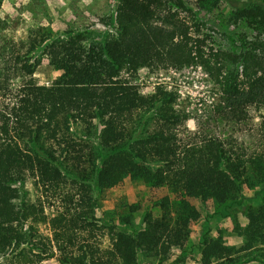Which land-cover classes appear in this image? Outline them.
Listing matches in <instances>:
<instances>
[{
  "label": "trees",
  "instance_id": "16d2710c",
  "mask_svg": "<svg viewBox=\"0 0 264 264\" xmlns=\"http://www.w3.org/2000/svg\"><path fill=\"white\" fill-rule=\"evenodd\" d=\"M227 1L229 20L253 32L238 38L239 51L209 46L211 20L189 0H116L113 29L104 35L89 28L38 30L26 51L12 52L8 66L19 83L0 79V264H40L55 255L51 242L37 236L47 218L42 197L63 194L66 186L81 194L86 208L79 217L88 221L99 195L127 177L166 187L183 201L213 200L228 209L246 203L243 185L264 184V115L261 148L247 156L224 140L190 132L191 116L174 92L144 93L138 82L142 69L201 65L220 87L219 115L243 119L248 107L264 106V0ZM42 42L49 65L61 72L48 85L33 79L41 60L30 53ZM28 182L42 196L33 199ZM170 205L169 196L162 198L161 214L143 213L136 228L129 221L118 230L110 225V249L84 245L60 261L138 264L140 254L167 260L186 246L189 225L200 216L188 202L172 216ZM246 218L239 247L221 235L203 236L202 264L264 263V199L247 208Z\"/></svg>",
  "mask_w": 264,
  "mask_h": 264
},
{
  "label": "rangeland",
  "instance_id": "374dc122",
  "mask_svg": "<svg viewBox=\"0 0 264 264\" xmlns=\"http://www.w3.org/2000/svg\"><path fill=\"white\" fill-rule=\"evenodd\" d=\"M115 1L0 0V79L8 80L13 87L18 85L19 79L13 78L8 66L12 63V52L26 51L38 30L62 32L89 28L100 35L111 31L113 25L110 17L114 14ZM236 1L242 3L247 0ZM189 2L204 18L211 20L212 23L208 22L205 27V34L208 35L207 43L215 51H239L238 38L252 37L253 32L245 23L229 20L232 6L227 0ZM23 43L27 46L22 48ZM44 44L42 42L30 54L41 60L33 79L38 84L48 85L61 72L54 71L49 65L47 55L43 54ZM138 82L144 93H153L159 87L174 92L178 97V107L191 116L187 124L190 132L224 140L243 150L247 156L255 155L260 150L259 123L264 115V106L248 107L243 119L219 115L216 107L220 101V87L203 66L192 65L180 69L164 65L158 70L142 69ZM27 189L33 199L42 196L31 182L27 183ZM68 189L69 186H66L62 189L63 194L42 197L47 218L46 223L39 224L37 236L51 242L55 255L40 264H63L61 255L81 253L84 245L101 251L110 249L114 236L110 225H114L116 230L124 228L127 221L135 228L142 225L143 213L148 211L154 216L161 214L158 202L166 196L171 199L172 216L181 212L183 202L198 209L200 216L190 223V236L184 248L174 249L164 261L140 254L138 264H202L200 243L203 236L221 235L226 243L241 246L243 237L239 235L241 229L238 227L244 229L248 223L246 210L257 207L264 199V184H245L242 188L246 202L244 206L235 205L228 209L213 200L186 198L183 201L182 194H174L166 187H148L127 177L121 184L99 195L97 207L93 213H89L91 217L86 221L79 217L86 208L81 194ZM59 219L63 220L62 224Z\"/></svg>",
  "mask_w": 264,
  "mask_h": 264
}]
</instances>
